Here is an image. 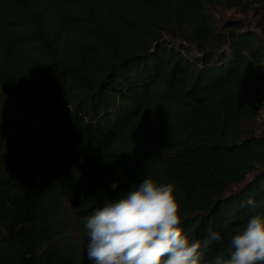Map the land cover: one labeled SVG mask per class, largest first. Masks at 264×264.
Returning <instances> with one entry per match:
<instances>
[{"label": "trees", "instance_id": "1", "mask_svg": "<svg viewBox=\"0 0 264 264\" xmlns=\"http://www.w3.org/2000/svg\"><path fill=\"white\" fill-rule=\"evenodd\" d=\"M0 23V264H94L85 217L148 177L192 241L220 233L205 260L264 217L240 207L264 198V0H0Z\"/></svg>", "mask_w": 264, "mask_h": 264}, {"label": "clouds", "instance_id": "2", "mask_svg": "<svg viewBox=\"0 0 264 264\" xmlns=\"http://www.w3.org/2000/svg\"><path fill=\"white\" fill-rule=\"evenodd\" d=\"M119 181L113 182L116 189ZM171 183L151 177L133 183L128 191L85 217L89 237L87 257L94 264H264V217L253 215L228 244V254L205 260V250L222 237L208 231L192 241L180 227V204ZM264 198L249 196L240 204L252 209Z\"/></svg>", "mask_w": 264, "mask_h": 264}, {"label": "rangeland", "instance_id": "3", "mask_svg": "<svg viewBox=\"0 0 264 264\" xmlns=\"http://www.w3.org/2000/svg\"><path fill=\"white\" fill-rule=\"evenodd\" d=\"M209 13L216 25H222L226 20L230 18H242L247 22L248 27L253 29L257 28L256 24L258 20V14L255 10L250 11L248 14H244L237 8H227L223 5H218L215 7H210ZM69 30L70 28L68 27V25H66V32ZM167 36L168 35L164 33V37ZM256 131L258 133H264V107L261 108L259 116L257 118Z\"/></svg>", "mask_w": 264, "mask_h": 264}]
</instances>
